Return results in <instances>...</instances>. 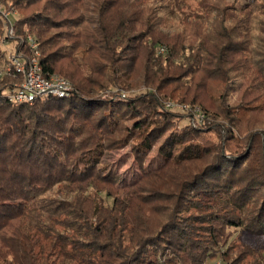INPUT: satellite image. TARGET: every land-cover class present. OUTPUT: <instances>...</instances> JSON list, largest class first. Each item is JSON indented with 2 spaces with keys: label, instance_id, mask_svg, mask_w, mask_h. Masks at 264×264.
I'll list each match as a JSON object with an SVG mask.
<instances>
[{
  "label": "trees",
  "instance_id": "1",
  "mask_svg": "<svg viewBox=\"0 0 264 264\" xmlns=\"http://www.w3.org/2000/svg\"><path fill=\"white\" fill-rule=\"evenodd\" d=\"M10 1L0 3L27 9L43 2L15 19V41L25 49L22 39L34 34L44 72L65 76L75 89L67 97L12 103L3 93L11 78L0 79V264H205L218 258L220 264H264L261 240L222 250L227 226L264 237V132L253 131L244 150L232 153L224 143L234 138L232 129L213 123L206 126L220 142H196L203 129L191 123L178 129L175 119L183 115L161 100L181 90L177 100L231 122L229 110L217 115L201 101L206 80L238 73L264 92V0L245 6L248 13H220L212 25L175 34L160 29L158 13H141L138 0L128 6L121 0ZM62 13L80 14L57 19ZM72 25L80 28L76 41L56 47L51 30ZM5 31L0 14V65L7 56ZM141 85L157 93L95 97L110 86ZM126 114L135 117L130 127ZM164 136L160 168L118 197L119 177L105 155L134 137L142 164ZM195 161L201 162L195 172L176 171ZM135 194L141 204L166 203L155 206L169 210L160 228L128 219Z\"/></svg>",
  "mask_w": 264,
  "mask_h": 264
},
{
  "label": "rangeland",
  "instance_id": "2",
  "mask_svg": "<svg viewBox=\"0 0 264 264\" xmlns=\"http://www.w3.org/2000/svg\"><path fill=\"white\" fill-rule=\"evenodd\" d=\"M7 2L12 3L10 0H7ZM130 2L131 0H121V3L125 6H128ZM138 2L140 3L139 5H141L139 8L141 13H149L151 11L153 13H158V16L164 17V22L160 29L165 33L175 34L178 31H183L185 27L194 31L197 27V23L202 24L203 28H205L206 25H212L215 21H220L222 19L221 16L219 17L220 13H226V15L229 16L235 13L237 16L241 15V13H248L249 7L256 3V0H138ZM42 3L43 2H40L37 7L33 6L27 9H23L22 4H18L17 8H13L9 4L3 5V7L6 11L16 13L14 19H17L23 16L22 13L28 14L34 11L35 8L43 5ZM247 5L249 7L243 11ZM130 10L132 11L131 13H133L134 7H131ZM251 13H253V11ZM78 14L80 13H62L57 19H61L67 15L75 17ZM83 14L89 15L87 12ZM189 22L196 24V26L191 27V25L188 24ZM79 30L80 28L74 25L61 28L57 27L51 30L50 35L55 37L54 39L57 41L56 47L59 48L74 43L77 39ZM190 30L184 35H190ZM252 33L255 36L257 31L253 29ZM161 47H164L165 50L161 51ZM161 47L159 48V52L164 54L167 48L164 45H161ZM64 51L69 50L64 49ZM238 75V73H229L224 80L212 79L208 82L206 80V88L202 90L200 97L205 107H207L211 113L219 115L225 114V112L229 110L231 113V122H225L222 117L210 119L201 106L177 100L181 96V90H178L174 97L161 99L165 109L183 115L181 119H175L174 125L177 126V128L179 125L180 128H184L191 123L196 129H203L200 136L193 141L204 143L209 140L213 143H219L220 139L218 134L214 130L210 131L211 128H207L206 125H212L213 123L224 124L230 127L234 134V138L229 139V141H224V143L226 142L227 151L233 153L234 150H244V148L241 149L240 147L246 146L245 138L248 137L250 133L253 131L264 132V92L254 90L253 86L248 83L245 75ZM192 87L195 89L194 86ZM147 90L157 93L155 89H148L142 85L127 90L110 86L100 94H96L95 97L110 99L119 96L124 99L129 95H138ZM134 120L135 117L133 115L126 114L123 123L130 127ZM166 137L167 136H164V138L154 143L152 150L148 153L142 164L137 159L133 149L134 143H138L137 138L134 137L129 139L130 142H128L127 145L119 146L117 149H113L105 155L104 162L108 168L119 177L117 189L115 190L118 197H125V192L127 190L123 191L122 189L134 184L140 178H143L146 173L160 168L164 162L160 154V147ZM200 165L201 162L199 161L187 162L176 166V171L182 173L188 171L192 173L195 172ZM133 197L134 199H132L131 205L126 212L128 219L136 225L137 223H143L145 228H160L162 222L168 218L169 210L164 211L165 208H161L160 206L159 209H156L155 206L166 203L156 201L155 206L154 202L141 204L139 201L141 198H137V194ZM112 202V197H106V203L108 205H111ZM226 235L228 237L222 250L235 246L241 240L256 241L258 239L264 243L263 236L259 237L253 235L244 227L227 226ZM220 263V258H218L208 259L205 264Z\"/></svg>",
  "mask_w": 264,
  "mask_h": 264
},
{
  "label": "built area",
  "instance_id": "3",
  "mask_svg": "<svg viewBox=\"0 0 264 264\" xmlns=\"http://www.w3.org/2000/svg\"><path fill=\"white\" fill-rule=\"evenodd\" d=\"M0 14L6 29L1 43L7 54L6 60L0 65V79L11 78V82L3 90L7 100L12 103L32 104L43 96H71L75 88L68 78L58 73L44 72L36 36L29 33L21 42L26 45L25 49L19 50L15 41L16 13L6 11L0 3ZM164 50L161 47V51Z\"/></svg>",
  "mask_w": 264,
  "mask_h": 264
}]
</instances>
